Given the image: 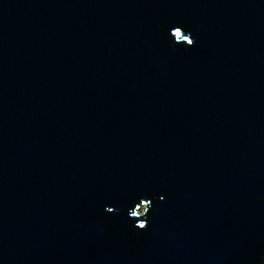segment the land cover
Wrapping results in <instances>:
<instances>
[{"label":"water","instance_id":"water-1","mask_svg":"<svg viewBox=\"0 0 264 264\" xmlns=\"http://www.w3.org/2000/svg\"><path fill=\"white\" fill-rule=\"evenodd\" d=\"M0 264H264V0H0Z\"/></svg>","mask_w":264,"mask_h":264},{"label":"clouds","instance_id":"clouds-1","mask_svg":"<svg viewBox=\"0 0 264 264\" xmlns=\"http://www.w3.org/2000/svg\"><path fill=\"white\" fill-rule=\"evenodd\" d=\"M180 30H183L182 27H180V26H176V27H173L171 29V35H173L175 37V41L176 42H181V41L177 40L176 36H175V34L177 32H179ZM184 40L186 41L187 46H194V44H195V40L191 37L190 34L189 35H185ZM161 199H163L162 196H161ZM151 207H152L151 200L145 199V198H141L140 202L135 205V208L131 209L129 211V216L131 218H135L134 213H135L136 209L143 208L144 213H145L143 217H146V214L149 212ZM106 210L111 212V211H113V208L112 207H107ZM143 221H144L143 223H136L135 226L138 227L139 229H145L147 227V219L145 218V219H143Z\"/></svg>","mask_w":264,"mask_h":264}]
</instances>
